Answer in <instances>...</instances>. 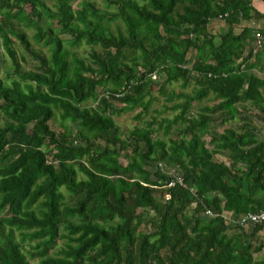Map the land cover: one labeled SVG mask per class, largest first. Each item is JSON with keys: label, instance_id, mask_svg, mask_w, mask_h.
<instances>
[{"label": "trees", "instance_id": "trees-1", "mask_svg": "<svg viewBox=\"0 0 264 264\" xmlns=\"http://www.w3.org/2000/svg\"><path fill=\"white\" fill-rule=\"evenodd\" d=\"M251 1L0 0V56L10 65L0 77V264H264L250 241L263 224L248 226L251 234L237 224L264 212V141L225 127L237 104L259 105L264 86L235 69L253 38L235 25L262 16ZM215 20L228 25L217 36ZM175 82L192 92H167ZM153 92L171 102L173 119L122 132L113 115L140 109V119ZM209 95L214 106L194 115ZM56 116L58 132L49 125ZM173 126L167 142L153 137ZM223 153L228 165L216 158ZM159 162L184 186L168 187ZM67 215L83 224L62 234ZM232 228L249 241L235 243ZM57 240L63 246L49 255Z\"/></svg>", "mask_w": 264, "mask_h": 264}, {"label": "rangeland", "instance_id": "rangeland-1", "mask_svg": "<svg viewBox=\"0 0 264 264\" xmlns=\"http://www.w3.org/2000/svg\"><path fill=\"white\" fill-rule=\"evenodd\" d=\"M82 1V0H75V2L73 3V7L74 8H77V4ZM90 2H93L95 3L97 6H98V3H99V0H88ZM12 23H14V21H12ZM15 27H18V26H15ZM21 26H19L20 28ZM27 33V35L31 36L33 31L32 30H27V29H24ZM216 33V32H215ZM13 39V45L14 47L18 50V54L20 55H24L25 54L22 52L21 53V49L18 47L17 45V42L14 40V38L12 37ZM33 42V41H32ZM34 46L35 48H41L40 50L43 51V52H47L45 47H43L42 45H36L34 43ZM87 50V46L85 45H82L80 49H78V54L80 55H84V51ZM0 52H2L1 48H0ZM25 59H28L27 56L25 57ZM0 60H1V63H2V67L0 68V77L3 78L4 75H5V72L6 70H9L10 68V65L9 63L7 62L8 58L7 56H0ZM29 61V59H28ZM21 67L23 69H30V66L25 64L24 62L21 63ZM156 81L158 82H161L162 79L157 76L155 74V78H154ZM167 92H170V91H173L175 94L180 92L181 90L186 92V93H190L192 92L193 90V85H189L188 87H186L185 89H181V86H180V83L179 82H175V83H172L170 85L167 86L166 88ZM153 95L157 98V100L152 104V106L149 108V111H148V114L146 115H141L140 116V119H137L136 116H137V113L140 111V109H135L133 111H128V112H122L120 114H114L113 115V120L115 122V124L120 128V130L122 132H124L125 134H127L129 131H131L135 126H139V127H142L145 125V123L147 121H150L152 118H155L156 119V126L159 127V124L162 123L163 124V127L165 125V120H172L174 115H175V112L171 111V110H165L164 109V106L166 105L167 107H170L171 105V102H168L166 99H165V96H160L158 95L156 92H153ZM215 104V101H213L211 99V95H209L208 97L202 99L201 101L199 102H195L193 103L192 105V110H193V113L194 115L196 114H202L204 113L207 109H210L214 106ZM89 106H93L95 105L94 102H89L88 103ZM222 112L218 111V112H215V114H213V117L215 118H218L220 116ZM49 125L51 127L52 130H54L55 132H58L59 131V126H60V120L58 118V116L55 117L54 120H51L49 122ZM225 127H229V128H234V125L232 124H228L226 123L225 124ZM223 130V127H220V125H217V132H222ZM154 138H159L165 142H167V139L168 138H171V137H174V126L172 127L171 129V132L165 136L164 133H163V129H159L158 128V131L157 133L154 134L153 136ZM204 140L206 142L209 141V138L206 137L204 138ZM209 148H211L209 145H207ZM123 163H125V160L122 158L120 159ZM165 171L167 172H170L171 168L168 167L166 165ZM155 199L156 200H159L160 199V193H156L155 194ZM225 216V215H224ZM226 218H228L227 216H225ZM83 224V221L81 219V217L77 216V215H67V216H63L62 220H61V223L59 225V232L60 233H64L65 232V228L66 226H80ZM146 228H149V225L148 226H145L144 224L140 227V230H144ZM63 246V240H57L55 242V246L54 247H49L48 249V254L49 255H52V254H55V252L61 248ZM30 244L28 242H25L23 244V251L24 253L26 254L27 258L29 259L28 255H27V252L30 250ZM30 264H39V261L38 259H34V260H30L29 261Z\"/></svg>", "mask_w": 264, "mask_h": 264}, {"label": "crops", "instance_id": "crops-1", "mask_svg": "<svg viewBox=\"0 0 264 264\" xmlns=\"http://www.w3.org/2000/svg\"><path fill=\"white\" fill-rule=\"evenodd\" d=\"M251 5L252 8L255 9L258 13L262 14V16L259 18L240 21L237 25H235L234 31L236 33H239L241 28L244 27H250L253 33L255 31L264 32V0H252ZM209 28L212 35L217 36L218 34L226 31V29H228V25L225 24V22L222 20H215L211 22ZM252 39L253 38L248 39L247 50H245L246 52L244 53L246 55V58L243 61V64L244 69L246 68V72L248 75L246 82H248L249 79L253 78L257 79L260 82V85H262L264 84V49L256 55L249 54L252 45ZM258 92L259 97H257L258 99L260 98L259 105H256V103L250 100L237 104V114L233 120L228 122V124L234 125V128H237L238 126H244L247 131L252 130L259 141H264V86H260L258 88V91L255 93V97ZM216 158L218 160L224 161L226 165L229 164L225 153L217 155ZM260 195H263V193ZM224 215L230 217L228 213H225ZM248 232L250 234L252 233L250 228L246 227L244 229V233L248 234ZM233 234L236 237L235 243H238V245L240 244V242H244L247 240L249 241V238L247 239V236H245V234H243V237L239 239V232L232 228L231 230H229V235ZM250 241L253 246L261 247V250L255 254L256 260H264V224L261 226L259 231L253 234Z\"/></svg>", "mask_w": 264, "mask_h": 264}, {"label": "built area", "instance_id": "built-area-1", "mask_svg": "<svg viewBox=\"0 0 264 264\" xmlns=\"http://www.w3.org/2000/svg\"><path fill=\"white\" fill-rule=\"evenodd\" d=\"M263 49H264V32L255 31L253 33L252 45H251L249 52L251 55H256L260 51H262ZM235 69L239 70V71H243L244 70V64H238L235 67ZM152 78L153 79L155 78V74L152 76ZM104 95L107 96L108 93H105ZM157 167L160 170L165 171L164 169H165L166 165L162 162H159L157 164ZM169 174L172 176V179L169 182V184L167 185L168 187L174 186L175 184H179L180 186H184L183 180L177 174L175 168H171ZM205 214L208 216L212 215L211 211H209V210H206ZM237 224L240 225L241 227H245V228L248 226L262 225V224H264V212L260 211L257 213H246L238 219Z\"/></svg>", "mask_w": 264, "mask_h": 264}, {"label": "bare ground", "instance_id": "bare-ground-1", "mask_svg": "<svg viewBox=\"0 0 264 264\" xmlns=\"http://www.w3.org/2000/svg\"><path fill=\"white\" fill-rule=\"evenodd\" d=\"M206 215V214H205ZM243 216V215H242Z\"/></svg>", "mask_w": 264, "mask_h": 264}]
</instances>
